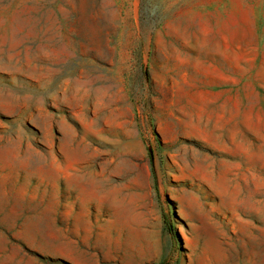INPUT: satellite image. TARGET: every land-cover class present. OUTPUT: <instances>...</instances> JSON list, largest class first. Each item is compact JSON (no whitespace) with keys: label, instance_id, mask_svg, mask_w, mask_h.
I'll list each match as a JSON object with an SVG mask.
<instances>
[{"label":"rangeland","instance_id":"374dc122","mask_svg":"<svg viewBox=\"0 0 264 264\" xmlns=\"http://www.w3.org/2000/svg\"><path fill=\"white\" fill-rule=\"evenodd\" d=\"M0 264H264V0H0Z\"/></svg>","mask_w":264,"mask_h":264},{"label":"trees","instance_id":"16d2710c","mask_svg":"<svg viewBox=\"0 0 264 264\" xmlns=\"http://www.w3.org/2000/svg\"><path fill=\"white\" fill-rule=\"evenodd\" d=\"M164 222H165V226H166V229L168 230V232L171 234V235H175L174 233V228L173 226L169 223V220L166 218V216L164 217Z\"/></svg>","mask_w":264,"mask_h":264}]
</instances>
